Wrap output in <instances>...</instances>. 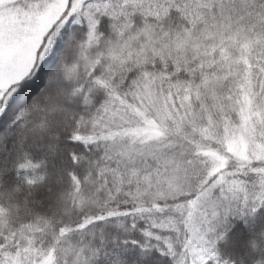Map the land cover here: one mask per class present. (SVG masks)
<instances>
[{
    "label": "snow or ice",
    "instance_id": "1",
    "mask_svg": "<svg viewBox=\"0 0 264 264\" xmlns=\"http://www.w3.org/2000/svg\"><path fill=\"white\" fill-rule=\"evenodd\" d=\"M0 264H264V0H0Z\"/></svg>",
    "mask_w": 264,
    "mask_h": 264
}]
</instances>
